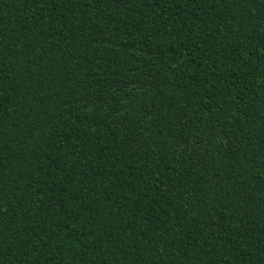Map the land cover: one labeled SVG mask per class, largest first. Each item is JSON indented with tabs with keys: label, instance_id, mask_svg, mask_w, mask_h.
<instances>
[{
	"label": "trees",
	"instance_id": "16d2710c",
	"mask_svg": "<svg viewBox=\"0 0 264 264\" xmlns=\"http://www.w3.org/2000/svg\"><path fill=\"white\" fill-rule=\"evenodd\" d=\"M0 264H264V0H0Z\"/></svg>",
	"mask_w": 264,
	"mask_h": 264
}]
</instances>
